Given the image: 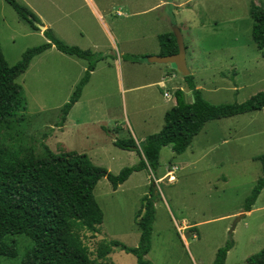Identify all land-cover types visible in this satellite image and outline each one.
I'll return each instance as SVG.
<instances>
[{
    "label": "rangeland",
    "instance_id": "1",
    "mask_svg": "<svg viewBox=\"0 0 264 264\" xmlns=\"http://www.w3.org/2000/svg\"><path fill=\"white\" fill-rule=\"evenodd\" d=\"M16 1L60 41L91 50L101 60L63 135L56 132L60 110L84 75L79 66L87 63L73 58L77 65L62 63V69L54 55L45 52L33 59L17 79L28 105L24 121L0 134V143L9 149L31 147L40 155L44 143L53 153L85 154L93 165L114 175L138 165L137 153L117 148L114 141L132 137L140 145L162 129L165 113L175 104L173 83L165 89L140 86L152 85L172 71L164 64L146 63L145 57L159 48L158 35L175 34V29L180 31L189 69L203 82L207 102L243 103L264 91V49L259 51L252 41L249 15L250 6L264 7V0H97L95 7H104L99 8L103 21L83 0ZM39 31L0 0V46L9 66L47 41ZM167 91L169 99L164 97ZM263 154L264 109L206 123L183 154L163 147L155 171L134 172L115 191L106 178L100 179L94 196L103 223L96 235L82 233L83 242L92 258L105 241L137 247L136 216L148 198L155 214L145 260L214 264L217 251L232 242L224 264H247L264 249V189L252 210L244 212L262 175L254 158ZM6 240L16 245L17 255L3 258L1 264H20L32 242L23 235ZM96 264L136 261L132 254L114 250Z\"/></svg>",
    "mask_w": 264,
    "mask_h": 264
},
{
    "label": "trees",
    "instance_id": "2",
    "mask_svg": "<svg viewBox=\"0 0 264 264\" xmlns=\"http://www.w3.org/2000/svg\"><path fill=\"white\" fill-rule=\"evenodd\" d=\"M4 1L34 31L38 30L34 22L40 21L27 7L16 0ZM249 15L253 21L252 41L262 51L264 7L251 5ZM43 35L47 42L28 49L12 66L7 64L0 46V134L3 131L11 132L24 121L22 113L26 111L27 103L17 79L27 71L33 58L55 47L59 52L87 63L83 77L61 107L57 127L62 126L69 111L80 99L91 73L101 60L91 50L63 43L50 29L43 31ZM158 40L161 56L177 53L174 34H162ZM183 79L190 89L193 101L185 100L183 91L176 90L175 105L165 113L164 125L158 133L147 136L140 145L132 137L114 141L117 148L135 151L140 157L138 165L123 168L118 174H111L93 165L85 154L53 153L44 143L41 144L40 155L31 147L15 150L0 143V264L3 258L16 257V245L9 244L6 239L18 235H23L32 242L20 264H96L105 260L114 250L132 254L136 264H151L145 260V256L151 248L155 211L148 198L144 199L136 216V225L140 231L138 246L129 248L118 241H105L98 246L95 257L92 258L81 235L84 232L98 234V227L103 223V212L94 196L97 183L106 178L115 191L134 172L143 169L155 171L163 147L170 146L174 154H183L206 123L264 109V91L243 103L213 105L196 88L191 74ZM19 113L21 116L17 117ZM254 160L260 162L262 175L245 201L244 212L251 211L264 189V154ZM232 246V242H229L220 248L214 264H224ZM247 264H264V249L252 256Z\"/></svg>",
    "mask_w": 264,
    "mask_h": 264
},
{
    "label": "crops",
    "instance_id": "3",
    "mask_svg": "<svg viewBox=\"0 0 264 264\" xmlns=\"http://www.w3.org/2000/svg\"><path fill=\"white\" fill-rule=\"evenodd\" d=\"M86 4H88L91 8H92V10L94 11V13L96 14V16L100 19V20H102L103 21V16L101 15V12L102 11H100L99 10V8H101V9H103L104 7H103V5L102 6H99V8H96L95 7V5H94V3H95V1H97V0H83ZM97 4H99V2L97 3ZM161 3L159 2V4L158 5H160ZM157 5V6H158ZM119 11V10H118ZM119 16H121V14H119ZM103 24H104V26L107 28V26H106V24H105V22H103ZM44 27H45V29H46V26L44 25ZM39 33L42 35L43 34V31H39ZM160 35H162V34H160ZM160 35H158L157 36V39H158V37L160 36ZM47 42V41H46ZM158 42H159V40H158ZM45 53H49L48 55H54V58L56 59V61L60 64V66H61V68L62 69H64L63 67H62V63L63 64H70V65H68V66H75V65H77V62H76V60H73V58H75V57H71V56H68V55H65V54H63V53H61V52H59L55 47H51L49 50H47V51H45ZM52 53H54V54H52ZM160 53H161V48H160V45H159V48L156 50V52L154 53V54H151V55H147V56H149V57H151V56H161L160 55ZM42 56V55H41ZM37 57H40V55L39 56H36L35 58H37ZM35 58H33V59H35ZM33 59H32V61H31V63H30V65L29 66H31V64H32V62H33ZM77 59V58H76ZM80 60V59H79ZM146 62V61H145ZM146 63H148V62H146ZM148 64H150V65H152V64H154V63H148ZM81 65V64H80ZM162 65V64H161ZM65 67V66H64ZM80 67V70H81V72H83V74H84V72H85V70H86V65H84V66H79ZM165 67H169V65H166ZM187 67H188V65H187ZM172 69V68H171ZM188 69H189V67H188ZM159 71H161V69L159 70ZM166 71H167V69H166ZM189 72H190V74L193 76V78H194V83H195V86H196V88L197 89H199V90H201L202 91V95H203V92H204V89H203V82H202V80H199L198 78H199V75H198V73H192L191 72V70L189 69ZM176 73H178L176 70H173L172 69V71H170L169 73H166L165 74V72L163 73V75H161L157 80H155L153 83H151L152 85H150V84H145V85H141L140 87H144V86H147V85H149V86H157V87H159V88H161V89H165V87L168 85V84H170V83H173V86L174 87H171V91L173 92V94H174V92L176 91V90H183L184 89V87L186 86V84H185V82H184V79H183V77H182V80L180 81L179 79H178V77H177V74ZM93 74H94V71L91 73V76H93ZM165 74V75H164ZM181 75V74H180ZM76 76H78L77 78H79V74L78 75H76ZM91 76H90V78H91ZM167 78V79H166ZM90 80V79H89ZM174 80H176V81H174ZM88 84V83H87ZM87 84L85 85V87L87 86ZM85 87L83 88V90H82V93H81V96H80V99L78 100V102H76L75 104H74V106L71 108V110L69 111V113H68V115L66 116V119H65V121L63 122V124H62V126H60V127H56V132H60L59 134H63L64 132H65V130H67L68 128H71V127H69V120H70V118H69V115H70V113L72 112V110H74L77 106H78V104L80 103V101H81V97L83 96V91H84V89H85ZM135 88H137V87H134V88H129V90H134ZM165 94V93H164ZM166 94H168L167 96H165L164 95V97L166 98V99H169V98H171L170 97V95H169V93H168V91L166 92ZM186 100H191V98H190V96H188L187 98H186ZM175 102V101H174ZM175 105V104H174ZM173 105V106H174ZM28 106V105H27ZM172 106V107H173ZM171 107V108H172ZM170 108V109H171ZM165 116V115H164ZM221 120V119H220ZM74 125V127H76V126H78L79 125V123L78 122H76L75 124H73ZM64 135V134H63ZM150 136V135H149ZM60 145V147L61 148H63V146L64 145H62V144H59ZM62 150V149H61ZM166 174H170V172L168 171ZM124 184V183H123ZM122 184V185H123ZM121 186V185H120ZM256 202V201H255ZM253 207V206H252ZM252 210V209H251ZM249 212H247V213H245V214H248Z\"/></svg>",
    "mask_w": 264,
    "mask_h": 264
},
{
    "label": "water",
    "instance_id": "4",
    "mask_svg": "<svg viewBox=\"0 0 264 264\" xmlns=\"http://www.w3.org/2000/svg\"><path fill=\"white\" fill-rule=\"evenodd\" d=\"M34 25L36 26V28H38V30L45 31V27L41 23L34 22ZM174 36L178 48L176 54L168 56H151L147 57L146 60L148 63L169 65L173 70H176L179 74H181L182 77H186L190 75V72L186 63L185 47L182 41V37L180 35V31L178 29H175ZM182 91L184 93L185 100L188 96H190L191 101H193V96L187 85Z\"/></svg>",
    "mask_w": 264,
    "mask_h": 264
},
{
    "label": "built area",
    "instance_id": "5",
    "mask_svg": "<svg viewBox=\"0 0 264 264\" xmlns=\"http://www.w3.org/2000/svg\"><path fill=\"white\" fill-rule=\"evenodd\" d=\"M164 95L167 96L168 94L165 93Z\"/></svg>",
    "mask_w": 264,
    "mask_h": 264
}]
</instances>
